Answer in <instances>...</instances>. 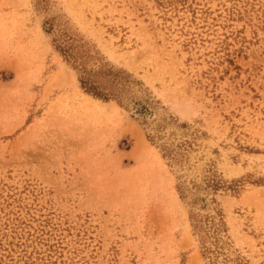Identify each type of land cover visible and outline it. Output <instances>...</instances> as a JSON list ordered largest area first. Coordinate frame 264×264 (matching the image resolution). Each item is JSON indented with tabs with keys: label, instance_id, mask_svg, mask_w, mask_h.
Wrapping results in <instances>:
<instances>
[{
	"label": "rangeland",
	"instance_id": "1",
	"mask_svg": "<svg viewBox=\"0 0 264 264\" xmlns=\"http://www.w3.org/2000/svg\"><path fill=\"white\" fill-rule=\"evenodd\" d=\"M0 264H264V0H0Z\"/></svg>",
	"mask_w": 264,
	"mask_h": 264
},
{
	"label": "trees",
	"instance_id": "2",
	"mask_svg": "<svg viewBox=\"0 0 264 264\" xmlns=\"http://www.w3.org/2000/svg\"><path fill=\"white\" fill-rule=\"evenodd\" d=\"M86 82H88V80H85L84 82H83V84H85L86 85ZM89 83V82H88ZM95 84L94 83H89V86H87L86 88H87V90H91V92L92 93H94V94H98V92L95 90ZM100 94V93H99Z\"/></svg>",
	"mask_w": 264,
	"mask_h": 264
},
{
	"label": "bare ground",
	"instance_id": "3",
	"mask_svg": "<svg viewBox=\"0 0 264 264\" xmlns=\"http://www.w3.org/2000/svg\"><path fill=\"white\" fill-rule=\"evenodd\" d=\"M84 106V105H83ZM86 107V106H85Z\"/></svg>",
	"mask_w": 264,
	"mask_h": 264
}]
</instances>
